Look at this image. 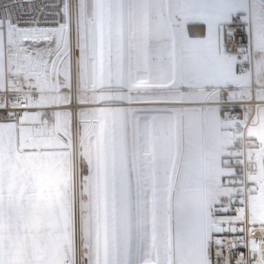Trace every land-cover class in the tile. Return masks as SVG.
Instances as JSON below:
<instances>
[{
	"label": "snow or ice",
	"instance_id": "snow-or-ice-1",
	"mask_svg": "<svg viewBox=\"0 0 264 264\" xmlns=\"http://www.w3.org/2000/svg\"><path fill=\"white\" fill-rule=\"evenodd\" d=\"M0 264H264V0H0Z\"/></svg>",
	"mask_w": 264,
	"mask_h": 264
}]
</instances>
